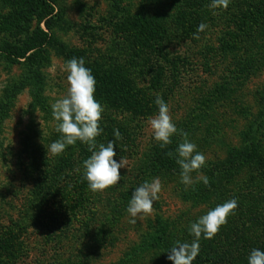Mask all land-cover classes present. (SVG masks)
Segmentation results:
<instances>
[{
    "label": "rangeland",
    "instance_id": "374dc122",
    "mask_svg": "<svg viewBox=\"0 0 264 264\" xmlns=\"http://www.w3.org/2000/svg\"><path fill=\"white\" fill-rule=\"evenodd\" d=\"M50 1L47 17L21 0H0V44L27 38L37 27L50 35L37 83L31 79L13 98L14 85L30 72L23 60L0 57V229L18 235L19 246L0 264H173L163 247L151 246L152 238L161 236L167 250L176 241L191 243V223L232 198L234 214L212 239L200 238L193 262L229 264L262 250L264 177L257 160L241 163L233 153L248 136L257 144L254 153L264 156V0H230L226 9L209 7L212 0ZM131 19L156 28L162 48L140 47ZM202 22L207 27L194 39ZM62 50H75L94 77L118 73L147 106L137 112L127 104L128 92L107 98L96 80L94 98L104 108L96 145L113 141L114 159L127 162L120 181L103 191H91L83 179L87 144L77 141L58 156L47 151L60 138L51 104L67 94L63 69L71 57ZM157 95L206 156L191 175L207 176L208 185L181 183L175 156L166 155L182 142L179 134L164 148L153 139L147 122L158 113ZM169 160L177 166L163 167ZM154 178L162 190L153 213L130 223L132 192Z\"/></svg>",
    "mask_w": 264,
    "mask_h": 264
},
{
    "label": "clouds",
    "instance_id": "9594fccd",
    "mask_svg": "<svg viewBox=\"0 0 264 264\" xmlns=\"http://www.w3.org/2000/svg\"><path fill=\"white\" fill-rule=\"evenodd\" d=\"M230 0H212L209 7L224 8ZM207 25L200 23L193 38L198 39L197 33L205 30ZM67 73V94L51 104L52 117L56 121L55 130L60 133V138L52 142L47 151L52 156L60 155L67 146L74 145L77 141L89 147L91 155L83 161V179L87 181L88 188L93 191H103L110 186H115L121 179L119 169L127 167V162L121 157L117 162L114 159L115 144L109 141L107 146L103 143L97 147L95 138L101 133L99 121L104 111L103 106L94 98L96 80L91 69L85 67L84 59L71 58L66 61L63 69ZM155 104L158 113L149 118L148 125L153 139L161 148L172 143L171 137L179 134L182 137L175 152H167L169 157L175 156L179 165L181 183L191 186L202 181L208 185L209 179L203 174L192 177L191 173L198 172L206 162V156L196 151V144L188 140V133L177 129L172 121L168 104L157 95ZM116 139H121L119 130H114ZM80 171V169H77ZM162 183L159 178L144 181L132 192L128 203L127 212L130 223L135 224L136 218L150 216L153 213V203L159 199ZM238 207L237 199L232 198L207 211L195 222L191 223L188 231L194 237L191 243L176 241L168 249L167 259L173 264H192L199 254V240L212 239L220 227L227 223V217L234 214ZM247 264H264V251L253 248L247 258Z\"/></svg>",
    "mask_w": 264,
    "mask_h": 264
},
{
    "label": "trees",
    "instance_id": "16d2710c",
    "mask_svg": "<svg viewBox=\"0 0 264 264\" xmlns=\"http://www.w3.org/2000/svg\"><path fill=\"white\" fill-rule=\"evenodd\" d=\"M21 3L27 4L26 7L30 6L35 8V12H41V14H43L44 16L49 15L50 12L53 10L50 0H21ZM21 3L19 5V9L21 8ZM195 16L196 14L194 13L193 17L195 18ZM24 17L25 16H22L23 19ZM47 17L43 19V25L45 29L50 28V19H48ZM129 25H131V27L135 29L134 32L136 33L140 47L151 49L162 48V45L160 44V36H158V30L156 32V28L155 30L149 28V26L146 24V21H136L134 19H131ZM153 26H155L154 23ZM49 40L50 35L46 31H43L42 29L37 27L35 29V32H33V34L29 35L27 38L24 37V39L22 40L17 38V42L12 44H0V57L10 63L19 62V60H23V63L26 64V67L30 72V75L24 76V78L19 80V84L14 85V91L11 92L10 97L13 98L16 93H18L23 87H25V85L31 84V79H35L33 81V85L37 83L39 79L38 68L40 66V63L44 61V59H46V55L44 54L43 50L45 44L48 43ZM62 51L65 56L76 58L75 50ZM95 80L105 85V92L107 93V98H111L112 94H125L126 92H128L129 96H127V104L133 103V108L140 107L141 109H137V112L139 113L140 111L145 112L147 110V106L145 104H141V98L136 99L132 97L136 95V92H129L130 89L127 83L128 80L121 76H118V73L114 72L107 76H95ZM4 104L5 103L2 104L3 108L1 112L6 111L5 107L7 106V104ZM244 139L245 141L243 143L244 145L242 151H235L233 153V156L235 157V159L240 160L241 163H245L249 160H257L258 167L260 169V174L264 177V156H262L258 151L254 153L253 149L255 146H257V144L253 141L252 138H248V136H245ZM162 166H177V164L174 162V160H169V162H165ZM160 228L161 231L164 229L162 226H160ZM17 238L18 235H16L12 230H5L3 228L0 229V259L3 256L14 257L17 254V251H19V246L15 244ZM150 244L155 248L163 247L165 253L168 255V250L164 248L165 243L163 242V238L161 236L155 235L152 238ZM261 249L262 251H264V248ZM200 262L201 261L199 260L198 263L193 262L192 264H202ZM229 264H247V259H242L239 262H230Z\"/></svg>",
    "mask_w": 264,
    "mask_h": 264
}]
</instances>
